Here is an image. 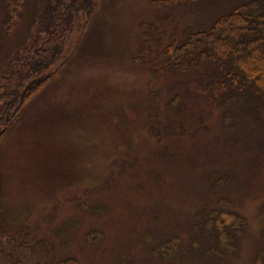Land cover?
<instances>
[{"label": "rangeland", "instance_id": "1", "mask_svg": "<svg viewBox=\"0 0 264 264\" xmlns=\"http://www.w3.org/2000/svg\"><path fill=\"white\" fill-rule=\"evenodd\" d=\"M247 1L100 0L75 23L61 69L0 144V230L34 252L8 240L0 264H255L264 248L259 103L247 88L209 97L207 72L186 71V59L169 73L157 62ZM14 4L0 0V70L27 57L61 8L23 0L16 16ZM213 207L242 217L229 247L204 228ZM173 236L167 255L160 245Z\"/></svg>", "mask_w": 264, "mask_h": 264}, {"label": "trees", "instance_id": "2", "mask_svg": "<svg viewBox=\"0 0 264 264\" xmlns=\"http://www.w3.org/2000/svg\"><path fill=\"white\" fill-rule=\"evenodd\" d=\"M8 1L10 0H7V3ZM57 1L61 8L56 10L47 24L44 38L24 49L23 52L27 55L25 59L19 58L0 70L3 83L2 89L0 86V144L18 123L24 109L28 107L39 89L53 79L61 69L69 52L67 42L72 37L75 23L78 20L82 21L85 14L89 17L93 15L100 3V0ZM193 1L196 0H156V3L181 5ZM22 7L23 0H15L13 15L20 16ZM9 20L15 19L11 17ZM143 26L147 27L146 24ZM151 29L146 33L151 32ZM42 32L44 33L41 26L38 35ZM188 34L193 36L189 42L173 49L166 47L161 52L162 56H167L164 61H157L162 67L165 65L161 70L168 73L171 69L177 71L176 69H180L181 66L180 60L182 62L186 59V63L184 62L185 66L188 64L186 71L195 72V67L199 66L205 73L207 72L210 82L205 84L206 95L217 99L222 94L226 100L233 94L238 96L243 92L240 90L247 88V95L259 103L258 109L264 114V0H248L241 3L210 27L199 32L190 30ZM145 55L138 54L134 59L139 60ZM143 63L152 65L151 61ZM221 181L223 183L224 179ZM206 215L205 230L211 238L218 239L223 245L228 246L227 243L233 238L230 229L234 228L235 231L241 229L238 226L241 225L242 217L216 207L209 209ZM92 236L93 234L89 235L90 238ZM261 236L264 238V228ZM22 240H17L12 233L1 229L0 255L4 254L2 249L4 242L12 244L18 242L20 247H15L17 252L33 255V245ZM178 243V237L173 236L162 243L160 249L169 255L173 248H177ZM231 247L233 246L230 245L229 249ZM11 257L13 252L10 250L7 258ZM8 264H22V261H11ZM255 264H264V248L259 251Z\"/></svg>", "mask_w": 264, "mask_h": 264}]
</instances>
